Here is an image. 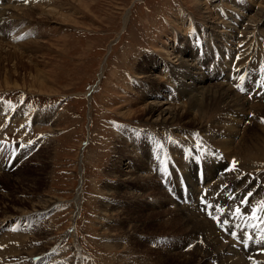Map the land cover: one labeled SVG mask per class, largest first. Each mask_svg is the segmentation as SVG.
Returning a JSON list of instances; mask_svg holds the SVG:
<instances>
[{"label":"rangeland","instance_id":"1","mask_svg":"<svg viewBox=\"0 0 264 264\" xmlns=\"http://www.w3.org/2000/svg\"><path fill=\"white\" fill-rule=\"evenodd\" d=\"M29 1L20 0L18 6L15 0L11 3L15 7L8 9L6 16L12 27L4 39L0 33V220L6 216L22 221L4 228L20 234L15 232L19 237H14V242L0 239V264H18L14 261L34 246V254H48L42 264H196L188 258L190 238H185L181 226L167 223L169 211L176 215L169 197L209 221L217 238L233 240L232 248L245 255L246 249L237 247L241 243L235 235L228 234L226 225L219 226L212 217H218L222 224L227 221L231 204L239 205L245 214L253 200H258L256 194L238 190L237 185L244 183V188L254 181L264 184V147L257 148L264 145V108L237 112L249 125L243 130L250 138L246 142L256 149L249 157L242 155L246 160H237V156L232 159L206 140L202 129L194 124L175 123L163 128L145 119L144 111L150 104L143 87H164L159 100H174L177 93L170 94L167 75L161 73L164 64L178 65L173 49L182 51L183 42L189 38L191 47L203 45L214 56L209 61L211 57L200 54V65L207 66L210 73L216 66L224 67L223 78L229 75L232 79L236 72L240 78L237 81L247 76L249 83L243 96L259 99L264 93L260 85L264 77V0ZM31 8V17L22 14ZM232 14L238 16L236 25L230 21ZM246 23L255 27L247 29ZM232 28L234 32L228 33ZM194 29L202 31L192 33ZM203 30L212 36L207 37ZM235 34L242 37L246 48L241 42L236 44ZM215 45L226 52L217 54ZM236 49L240 50L238 58ZM191 57L195 59L196 54ZM153 58H158V66L151 70L146 62ZM231 58L232 66L225 64ZM141 70L147 73L142 75ZM154 75L155 79L151 77ZM35 77L47 91L33 86ZM234 82L226 84L234 90ZM202 109L189 112L188 119L198 113L204 129L221 132L224 117L218 107L211 103ZM237 124L232 126L243 129ZM136 133L149 140L146 150L152 175L135 169L130 181L123 180L120 174L127 165L130 169L132 163L143 164L138 159L128 161L131 151L144 152L133 137ZM163 133L178 136L171 137L172 145L180 152L184 150L181 162L171 167L172 160L167 162L162 156L166 155L159 136ZM182 140L200 142L192 147L195 156ZM214 150L221 159L211 157L208 161ZM196 157L207 162L197 164ZM4 170L9 173L2 174ZM235 172L239 176L227 181V176ZM207 173L210 177L205 179ZM197 175H203L199 179L204 178L207 188L203 198ZM184 183L187 185L183 187ZM216 198L219 204L214 203ZM199 200L212 203L213 209L220 206L224 217L201 212L197 209ZM258 202L264 205V197ZM39 204L46 210L39 213ZM255 214L262 218L264 209ZM200 264H215V260Z\"/></svg>","mask_w":264,"mask_h":264},{"label":"bare ground","instance_id":"2","mask_svg":"<svg viewBox=\"0 0 264 264\" xmlns=\"http://www.w3.org/2000/svg\"><path fill=\"white\" fill-rule=\"evenodd\" d=\"M1 1H2V4L0 5V33H3V39H4V36L6 35L7 29H10L12 27V26L10 27L11 20L7 19V16H6L8 9H12L15 6H18L19 3H17V2H20V0H15V2H14L15 6L11 5V3H13L14 0H0V2ZM26 1H29V0H26ZM203 1H205V0H203ZM236 7H238V6H236ZM204 8H205V6H204ZM53 10L54 9H52V11ZM57 11H59V10H57ZM20 13H21V11H20ZM22 14H24V16L31 17L33 14V8L25 9L22 12ZM60 14H62V13H60ZM256 15H258V14H256ZM262 15L263 14H261V16ZM231 17H232V19L230 21L236 25L238 22V16L236 14H232ZM260 20H261V17H260V19H258V23ZM249 23H246L247 26H244V27H246L247 29H252L255 27V24L251 25ZM195 28H198V26H196ZM199 31H202V30L194 29V32H192V33H197ZM167 32H169V30ZM232 32H234V28H232V30L229 31L228 33H232ZM203 34L206 35L207 37L212 36V33L211 32L208 33L207 30H203ZM167 35H169V34H167ZM171 37H172V40L175 38L172 35H171ZM241 39H242V37L239 36V34L234 35L233 40L236 41V44H239L241 42V45H243V47L246 48L243 44L245 42H243V40H241ZM192 41H194L193 35H192ZM46 42L48 43L49 41L47 40ZM180 42H183V41L179 40V43ZM162 43L164 44L163 41H162ZM183 44H184V49L182 51H179V49L177 47H175V50L173 49V53H172L174 55V57H176V60L178 61V65L177 66H167V64H164L163 65L164 71H162V73H161V76H164V74H163L164 72L167 75V80L170 83V89H171L170 94L174 95L175 93H177V96H175L173 98L174 100L171 99V102L168 101L169 97L168 98L165 97L167 102L162 103L163 100H159L160 99L159 96L160 97L162 96V91L164 92V87L159 88L155 84L154 85L152 84L150 87H143L144 90H146L148 92L147 98L149 101L148 103L150 104V105L146 106V110L144 111L145 119H149L152 121L154 120L155 122H157V124L161 125L163 128H165L166 126L171 127L175 123H182V125H184V124H186V122H189V123H191V125L194 124V126H196L197 129L198 128L202 129L201 132H203V134H201V135H204V138L206 140H209L210 143H212L213 145L216 146V148H218L220 150H224V152H226L227 156L231 157L232 159L235 156H237V158H238L237 160H239L241 158L246 160V157L243 158L242 155L244 154V155L248 156L249 154H253L256 149L253 148L252 146L248 145L249 143L246 142L247 140H250V138L248 135L244 134L243 130H245V126H249V125H246L247 123L245 124V120H246L245 118L243 120H241V117H239V114H240V112H245V110H247V111L251 110L252 112L258 111V109L255 110V108L257 106L259 108H262V107L264 108V93L259 94L260 97L257 100H255V99L250 100V99H248L247 96H245V95L243 96L244 91H247V88H248L247 84L249 83V78L247 76H246V79H243L241 81H237L240 78L238 77V75L236 76V73H237L236 72L232 79L230 78L229 75H227L223 78L222 69L224 67H222V66L221 67L216 66L213 70L214 72L212 71L210 73L207 70V68H208L207 66H205L203 64L202 65L199 64V59H200V54H202L203 57H208V56L211 57L209 59V61H210L212 59L213 55L208 54L203 49V45L191 47L189 38L188 39L186 38V40H185V42H183ZM200 47H201V50H200ZM220 49L222 50V48L217 47V48H214V51L217 50L218 51V52H216L217 54H222L223 51L226 52V50L220 51ZM235 52H236L235 57L238 58L239 54H240V50L236 49ZM194 53L196 54L195 59H193L191 57V55L194 56ZM198 56H199V58H198ZM216 58H217V56L214 59L217 60ZM232 59L233 58H231L230 60H227V63H225V60H224V63L232 66L231 65ZM157 62H158V58H153L151 60H148V62H146L147 66H149L148 69L149 68H151V70L157 69V66H158ZM150 63H152V65ZM198 66H199V69H198ZM200 67H202V68H200ZM230 69L233 70L234 66L231 67ZM101 72H103V71H101ZM140 72H141L140 74H142V75L147 73V71H145V70H141ZM101 75H102V73H101ZM101 75H99L98 77L100 78ZM155 76L156 75L151 76V77L155 79ZM142 77H144V76H142ZM208 78L213 79L216 82H211L210 80H208ZM230 80L235 81L233 83L234 84L233 88L239 95L232 89L231 85L226 84V83H229ZM261 82L264 83V77L261 78ZM261 82H260V85H262L261 88H264V84H261ZM5 84H6V86H8L7 81L5 82ZM14 86H16V85H14ZM33 86H35L36 88L38 87L37 90L47 91V87L45 85H43V83L41 81H39L37 78L35 81L33 80ZM48 91H49V89H48ZM262 92H264V91L262 90ZM179 103H181V106H179ZM211 103L215 104L218 107L219 111L221 112V116H222L221 118L224 117L223 118L224 121L221 120V123H220V124H222L221 132L212 131V130L207 129V128L204 129L205 126L203 127L198 120V119H201V117L199 118V115H198V113L201 112L199 110L204 108L206 105L207 106L211 105ZM164 104H166V107L164 106ZM184 106H185V109H184ZM182 109H184V110H182ZM196 109L198 111V113H195L196 111H194L196 118L192 117V118L188 119L190 117L189 112L196 110ZM213 109H214V107H213ZM206 111L209 114L210 111L208 112L207 109H206ZM237 112H239V114H237ZM194 113H192V114H194ZM200 114H203V113H200ZM205 114H204V117L206 116ZM236 115L238 117H235ZM212 121H213V119H212ZM215 122H216V120H215ZM236 122L240 123L241 124L240 126H244L243 129L238 130V127L232 126V125H238ZM201 123H203V122H201ZM218 124H219V122H218ZM249 124H250V122H249ZM22 128H24V127H22ZM247 128H249V127H247ZM247 128H246V130H247ZM194 129H196V128H194ZM262 130L264 133V128H262ZM196 131H199V130H196ZM159 136L161 137V139L163 138L162 139V153H166V155L163 154L162 156L167 157V162L170 159L172 160V162L169 164V166L171 167V164L174 165V162H176V163L178 161L181 162L180 159H181V156L183 155L184 150L182 152H180V150L178 149V146L176 148L175 145H172V140L176 139L178 136L174 137L171 134L167 135L165 133H163L162 135H159ZM239 136H240V138H239ZM133 137L136 140H138L137 144H139L141 146V148H144V152L141 155L137 152H135V154H134L131 151L132 154L129 155V157H131V159H128V161H134L135 162L138 159L141 162H143V164L139 163L138 165L137 164L135 165V163H132L133 165H130V169H129L128 165L126 166V168L124 169V171L120 175L123 177L122 178L123 180H129V181L131 180V176H132L131 173L134 172L135 169H137L138 173L139 172H141L143 174L145 173L146 176L152 175V173L149 169V163L147 161V150H146L147 146L149 145L148 144L149 140L144 141V139H143L144 135L143 134H139V135L134 134ZM171 137H173V139ZM131 140H132V138H131ZM187 142H188V144H187ZM182 143L181 144L184 147L189 146L191 148V152L193 153V156H195V150L192 147H198L200 142H197L196 144H194L191 141H185L184 142V140H182ZM263 147H264V145H261L260 147L257 146V148H263ZM250 150H252L253 152ZM212 153H213L212 155H209L208 161L210 160L211 157L221 159L218 151L214 150V151H212ZM144 155H146V158ZM1 157H3V156H1ZM142 157H144L146 159V161H142V159H143ZM151 159H152V157H151ZM247 159H249V158H247ZM204 160L207 162L206 158H204ZM204 160L202 162L201 160H199V158L197 159V157H196L194 162L202 165V163H205ZM213 164L214 163H212L211 165H213ZM166 165H168V163ZM204 166L207 167L206 164ZM207 171H209V168ZM6 173L8 174L9 172H6V170H4V172H2V174H6ZM141 175H139V176L142 179L145 178V176H141ZM233 176L235 177L234 178V180H235L237 178V176H239V173L235 172V173H233V175L229 174L227 176V181H233V180H230L233 178ZM135 177L137 178V176H135ZM208 177H210L209 173L204 174L205 179H207ZM240 184L244 185V183H240ZM241 185L240 186L237 185L238 190H244V191H247V193L251 192L252 194H256L257 195L256 199H258V200L257 201L255 199L253 200L250 207L246 209L245 214H242L241 210L238 207L239 205L237 206V204H231L227 210V214H226L225 218L227 219L226 224L231 226V229L234 233L238 234L241 237L245 236L248 238L249 248L245 250V253H244L245 255H239L236 252V250L232 248L230 242H227V241L224 242L221 238H217L218 236L216 235V233L213 229L214 226L212 227V225L210 224L209 221H207L203 217L199 216L194 211H191V209L189 207L179 205V204H177L178 202L175 203L174 201L170 200V197H169L168 200L170 201V203H172L175 206L174 210L176 211V215L173 213L170 214V211L169 212L167 211L169 213V216H170L167 219L168 220L167 223L176 224L178 226H181L182 230L184 231L183 234H185V238H190L189 241L191 242L190 243L191 246L189 249L190 253H188V254H191V256H188V258H191V260L192 259L195 260L196 264L208 262L209 260H212V259L215 260V264H264V251L260 252V248L264 247V216L262 218H260V217L256 216L257 213L255 214V212L258 209H262V208L264 209V205H261L260 202H258L261 198L264 197V194H263L264 187H262L264 184H261V183H258L257 181H254V183H250V184L246 183L247 186H244V188L241 187ZM226 187L231 188L229 186H226ZM141 188H143V187H141ZM204 192H205V190H204ZM235 193H237V192H235ZM158 194H160V193H158ZM136 198H138V197H136ZM53 202H56V201H49V203H53ZM219 202H220V200H218L216 198V201L214 203L219 204ZM41 208L42 209H40V210H42V211L37 209V211L39 210L38 211L39 213L46 210V209H44L45 208L44 205L41 206ZM237 209H239V211H237ZM168 210H170V209H168ZM243 211H245V210H243ZM9 218H11V217H9ZM9 218L6 216H2V218L0 220V239H2L1 240L2 242L5 241L4 239H6V241L14 242L16 240L14 237H16V236L19 237V235H16V233L20 234L19 232H16L12 228L7 229L8 231L4 230L5 227L9 226L13 221H16V219H9ZM229 221H231V222L227 223ZM16 222L19 223L22 221L18 220ZM16 222L14 224H16ZM111 225H113V224H111ZM237 230H242V233L239 234L237 232ZM220 235H222V234H220ZM29 242H31V241H29ZM26 249H27V247H26ZM36 249H37V247L34 246V247H32L31 251L27 252L24 255H21L22 253L20 252L21 256H19V260L14 261V262H16V263L18 262V264H42V262L48 257V254L46 253V251H38V253L34 254ZM29 253H31L30 257H29ZM43 253H46L44 258H42ZM36 256L38 257L37 259H35ZM40 261H41V263H40Z\"/></svg>","mask_w":264,"mask_h":264},{"label":"snow or ice","instance_id":"3","mask_svg":"<svg viewBox=\"0 0 264 264\" xmlns=\"http://www.w3.org/2000/svg\"><path fill=\"white\" fill-rule=\"evenodd\" d=\"M233 163L235 164V161ZM249 195H251V193H249ZM237 211H239V209H237Z\"/></svg>","mask_w":264,"mask_h":264}]
</instances>
